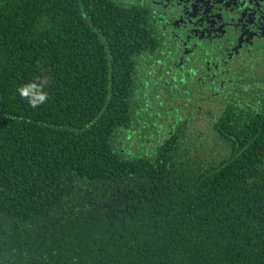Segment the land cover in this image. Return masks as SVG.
<instances>
[{
    "label": "trees",
    "instance_id": "trees-1",
    "mask_svg": "<svg viewBox=\"0 0 264 264\" xmlns=\"http://www.w3.org/2000/svg\"><path fill=\"white\" fill-rule=\"evenodd\" d=\"M160 35L115 0H0V264H264V71L199 132L203 94L137 67Z\"/></svg>",
    "mask_w": 264,
    "mask_h": 264
},
{
    "label": "flooded vegetation",
    "instance_id": "flooded-vegetation-1",
    "mask_svg": "<svg viewBox=\"0 0 264 264\" xmlns=\"http://www.w3.org/2000/svg\"><path fill=\"white\" fill-rule=\"evenodd\" d=\"M115 1L126 7L149 11L150 18L164 38L161 58L155 57L157 63L163 65L161 72H155L151 53L136 56L137 67L149 72L147 83L161 82L168 86L173 103L181 102L175 100V96L185 94L192 99L191 96L201 97L203 94V102L198 106L202 111L187 115L192 118V123H196L190 125H200L199 132L210 127L209 116L214 117L215 112L223 107L221 104L234 92L236 79L244 68L258 73L264 71V0ZM253 76L256 80L257 76ZM209 95L220 97V101L216 103L217 100ZM153 101L152 95L144 93L141 102H135L137 113L143 117L137 131L146 127L148 116H153L149 109ZM172 116L176 118L178 112ZM161 117L162 122L155 120L154 130L164 132L169 123L166 116ZM172 122L178 123L177 120ZM175 124H172L171 132L177 126ZM145 129L153 130L150 127Z\"/></svg>",
    "mask_w": 264,
    "mask_h": 264
}]
</instances>
